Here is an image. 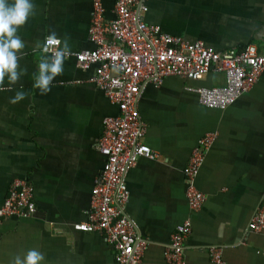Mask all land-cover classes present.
Returning a JSON list of instances; mask_svg holds the SVG:
<instances>
[{
    "label": "crops",
    "instance_id": "0c3cea01",
    "mask_svg": "<svg viewBox=\"0 0 264 264\" xmlns=\"http://www.w3.org/2000/svg\"><path fill=\"white\" fill-rule=\"evenodd\" d=\"M32 14L17 28L14 84L0 82V207L17 179L33 184L36 211L27 217H0V264L40 252L39 264H117L112 247L96 231L74 224L86 221L92 189L106 163L97 146L103 120L119 109L90 79L94 67L78 68L66 56L63 72L41 94L33 87L37 64L49 33L68 43V52L92 48L89 40L92 0H32ZM113 19L115 0H103ZM145 21L218 51L264 52V0H147ZM226 83L211 70L201 79L168 75L148 86L139 99L146 124L144 143L158 157L141 156L126 181V212L147 240L141 264H169L165 250L185 218L192 230L185 242V264H217L212 245L223 247L227 264H264V229L249 222L264 196V70L247 94L224 109L203 105L194 88ZM17 91L24 97L12 102ZM217 137L196 176L205 201L191 212L183 169L198 139Z\"/></svg>",
    "mask_w": 264,
    "mask_h": 264
},
{
    "label": "built area",
    "instance_id": "2783aa9c",
    "mask_svg": "<svg viewBox=\"0 0 264 264\" xmlns=\"http://www.w3.org/2000/svg\"><path fill=\"white\" fill-rule=\"evenodd\" d=\"M92 6L88 33L93 47L67 51L66 56L73 55L82 70L94 67L90 81L117 105L119 112L103 120L104 133L97 146L106 156V163L92 189L88 219L74 224V228L99 232L114 250L117 264H141L147 240L140 236L136 220L126 212L130 196L126 177L141 156L158 157V152L143 141L146 124L138 104L144 90L151 85L160 86L168 75L201 79L214 70L225 75V85L194 90L203 105L224 109L256 84L264 70V52L254 44L241 51H218L202 41L165 32L159 25L145 21L147 0H115L113 19L105 18L103 0H92ZM44 45L45 41L43 50ZM53 50L49 46L44 51L51 55ZM216 137V132L201 136L183 169L191 212L198 211L205 201L196 176ZM35 211L33 184L15 180L0 207V217H27ZM248 228L264 229V196ZM191 230V217L175 228L165 250L169 264H185V242ZM209 252L214 262L227 264L222 246L212 245Z\"/></svg>",
    "mask_w": 264,
    "mask_h": 264
},
{
    "label": "clouds",
    "instance_id": "9594fccd",
    "mask_svg": "<svg viewBox=\"0 0 264 264\" xmlns=\"http://www.w3.org/2000/svg\"><path fill=\"white\" fill-rule=\"evenodd\" d=\"M33 8L32 0H0V82L7 80L9 84H14L21 75L17 71V57L24 43L16 32L32 14ZM49 46H53L54 50L50 56L40 57L33 81V87L41 94L47 93L54 77L63 72V62L68 51L67 40L61 45L55 33H49L45 38L44 50L48 51ZM23 97L24 93L17 91L12 102ZM42 259L40 252L29 249L23 259L16 257L13 264H39Z\"/></svg>",
    "mask_w": 264,
    "mask_h": 264
}]
</instances>
